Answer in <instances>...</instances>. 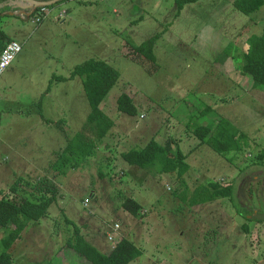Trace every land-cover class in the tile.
<instances>
[{
    "label": "rangeland",
    "instance_id": "obj_1",
    "mask_svg": "<svg viewBox=\"0 0 264 264\" xmlns=\"http://www.w3.org/2000/svg\"><path fill=\"white\" fill-rule=\"evenodd\" d=\"M234 2L199 0L177 15L175 0H62L41 23L37 13L1 15L0 31L23 50L0 78V199L36 194L27 183L40 178L60 194L13 245V264H87L67 246L77 227L102 253L133 241L143 255L130 264L264 259V87L242 73L247 39L264 34V6L244 14ZM158 33L156 63L138 57L135 48ZM89 59L120 73L101 105L114 127L63 177L51 165L87 123L82 78L72 74ZM124 93L136 116L118 110ZM220 118L249 137L241 151L222 156L189 131ZM153 138L174 139L173 151L187 155L184 182L125 161L123 153ZM212 182L234 186V201L195 204L196 189ZM126 198L142 206L141 216L124 210ZM7 230L0 227V254Z\"/></svg>",
    "mask_w": 264,
    "mask_h": 264
},
{
    "label": "trees",
    "instance_id": "obj_2",
    "mask_svg": "<svg viewBox=\"0 0 264 264\" xmlns=\"http://www.w3.org/2000/svg\"><path fill=\"white\" fill-rule=\"evenodd\" d=\"M1 1L4 0H0V3ZM175 1L177 15H179L186 5L199 0ZM234 5L240 12L252 14L264 6V0H235ZM160 36L161 33H158L136 47L137 56L156 63L155 45ZM11 41V38L0 31V55ZM247 45L248 48L243 53L245 62L242 66V73L250 76L253 87L258 89L264 87V34L251 36L247 39ZM72 77L82 78L91 111L84 129L69 139L66 147L57 154L56 160L51 165L52 169L63 177L67 176L69 170L78 169L87 157L94 155L98 147L97 142L100 143L114 127L113 120L102 110L101 105L120 79V73L106 61L89 59L74 69ZM117 107L120 112L131 116H136L138 113L133 98L126 93L119 97ZM188 128L202 141V145L205 143L222 156L241 151L244 145L248 144L247 134L226 118L217 119L210 125L189 126ZM88 132L92 134V138L89 137ZM167 142V144H162L153 138L144 148L132 149L123 153V158L130 165L142 169L151 170L158 167L161 173L176 176L179 182H184L190 170L186 162L187 155L179 147L173 151L176 143L174 139ZM258 159L264 163V152L258 155ZM27 184L37 191L36 194L19 196L16 197L17 200L0 199V227L8 229L6 237L2 240L4 249L0 254V264H13L11 253L13 245L22 238L28 227L34 226L48 215L50 207L60 196L57 185L51 180L40 178L35 184L32 182ZM221 198L234 201V186L231 184L222 186L218 182H212L207 187L196 189L193 202L195 204L211 202ZM123 208L135 216H141L142 206L132 198H126ZM120 225L121 223L115 224L114 231L119 232ZM244 230L248 231V228L245 226ZM67 246L75 250L87 264H130L143 255V250L127 238L119 239L110 253H102L88 242L78 227L75 228V234Z\"/></svg>",
    "mask_w": 264,
    "mask_h": 264
},
{
    "label": "built area",
    "instance_id": "obj_3",
    "mask_svg": "<svg viewBox=\"0 0 264 264\" xmlns=\"http://www.w3.org/2000/svg\"><path fill=\"white\" fill-rule=\"evenodd\" d=\"M49 13V9L43 7L39 9L38 16L34 18V22L40 23ZM22 51V45L17 41H12L7 44L0 55V78L12 65L18 54ZM118 227V226H117Z\"/></svg>",
    "mask_w": 264,
    "mask_h": 264
},
{
    "label": "crops",
    "instance_id": "obj_4",
    "mask_svg": "<svg viewBox=\"0 0 264 264\" xmlns=\"http://www.w3.org/2000/svg\"><path fill=\"white\" fill-rule=\"evenodd\" d=\"M37 1H52V0H37ZM34 5L35 4L32 0H4V1H1L0 3V10H4V12L1 14H5V15H6V12H15V13H20V14H15V15L26 16L25 14H23V12H28L30 14L32 7ZM11 40H15V39L11 38Z\"/></svg>",
    "mask_w": 264,
    "mask_h": 264
},
{
    "label": "water",
    "instance_id": "obj_5",
    "mask_svg": "<svg viewBox=\"0 0 264 264\" xmlns=\"http://www.w3.org/2000/svg\"><path fill=\"white\" fill-rule=\"evenodd\" d=\"M34 2V6L32 7V10L30 12V14L28 12H23V14H25L27 17H30L31 13L34 12L37 8H40V7H49V6H53L59 2H61L62 0H52V1H37V0H32ZM12 15H15V14H20V13H15V12H11ZM1 15H4V14H0ZM261 218V216H260ZM263 219H264V216H263ZM257 264H264V259L259 261Z\"/></svg>",
    "mask_w": 264,
    "mask_h": 264
},
{
    "label": "clouds",
    "instance_id": "obj_6",
    "mask_svg": "<svg viewBox=\"0 0 264 264\" xmlns=\"http://www.w3.org/2000/svg\"><path fill=\"white\" fill-rule=\"evenodd\" d=\"M40 8H42V7H40ZM40 8H37V9H36V10H35L30 16H33L35 13L38 14ZM49 10H50V9H49ZM0 14H1V13H0ZM0 17H1V16H0ZM40 23H41V22H40ZM12 41H16V40H12ZM12 41H11V42H12ZM9 43H10V42H9ZM6 46H7V45H6ZM22 50H23V48H22ZM21 52H22V51H21ZM21 52H20V53H21ZM20 53H19V54H20ZM19 54H18V55H19ZM16 58H17V57H16ZM14 61H15V60H14ZM14 61H13V62H14ZM12 64H13V63H12ZM11 66H12V65H11ZM11 66H10V67H11ZM10 67H9V68H10ZM9 68H8V69H9ZM3 75H4V74H3Z\"/></svg>",
    "mask_w": 264,
    "mask_h": 264
},
{
    "label": "flooded vegetation",
    "instance_id": "obj_7",
    "mask_svg": "<svg viewBox=\"0 0 264 264\" xmlns=\"http://www.w3.org/2000/svg\"><path fill=\"white\" fill-rule=\"evenodd\" d=\"M4 12V10H0V13H3Z\"/></svg>",
    "mask_w": 264,
    "mask_h": 264
}]
</instances>
